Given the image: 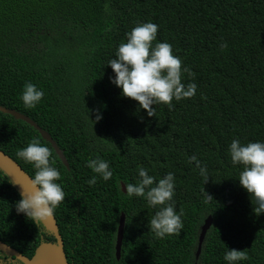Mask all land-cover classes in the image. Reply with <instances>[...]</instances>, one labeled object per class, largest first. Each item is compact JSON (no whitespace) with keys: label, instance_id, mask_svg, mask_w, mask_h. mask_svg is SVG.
<instances>
[{"label":"trees","instance_id":"trees-1","mask_svg":"<svg viewBox=\"0 0 264 264\" xmlns=\"http://www.w3.org/2000/svg\"><path fill=\"white\" fill-rule=\"evenodd\" d=\"M149 21L188 67L182 83L197 85L191 99L153 105L152 117L121 96L107 65L125 33ZM29 82L43 97L25 109L20 94ZM0 106L34 120L68 160L69 168L37 129L0 111V150L31 177L17 151L34 137L51 151L65 194L54 216L69 264H226L228 247L247 253L239 264H264V214L252 211L238 181L242 165L233 166L228 153L233 138L264 142V0H0ZM192 155L206 167V182ZM96 156L113 174L89 185L96 174L85 162ZM139 167L157 180L174 174L179 235L156 238L147 226L156 209L123 192ZM9 182L0 170V240L24 254L34 239L56 242L16 212L20 195Z\"/></svg>","mask_w":264,"mask_h":264},{"label":"clouds","instance_id":"clouds-1","mask_svg":"<svg viewBox=\"0 0 264 264\" xmlns=\"http://www.w3.org/2000/svg\"><path fill=\"white\" fill-rule=\"evenodd\" d=\"M157 31L158 25L150 21L137 24L125 33V41L117 46L115 58L107 62L114 73L110 82L120 88L121 96L138 102V107L145 110L148 117L155 114L153 105L171 107L173 100L179 102L194 97L197 88L195 83H182V74L189 72V69L187 66L181 67L182 61L172 53L169 43L157 40ZM220 47L223 49L226 44L222 43ZM42 97V90L34 84H24L20 99L25 109L36 107ZM100 119L102 116L97 114L95 120ZM228 153L233 166L242 165L238 181L249 194L254 205L252 211L257 216L264 214V142L250 141L244 144L238 138H233ZM16 155L32 166L34 175L30 181L32 191H20L15 209L37 226L51 218L58 205L65 200L62 187L57 183L60 172L50 162V149L39 138H32ZM189 161L195 162L206 182L209 177L206 167L201 165L196 155H192ZM85 163L96 174L88 180L89 185L95 184L98 177L106 182L113 174L108 161L99 156ZM138 177L135 183L123 184V192L129 198H143L149 207L156 209L147 222L148 229L158 239L179 235L183 227V211H176L173 200L174 174L168 172L157 180L148 174V169L139 167ZM247 259L246 252L235 248L228 247L223 255L226 264H239Z\"/></svg>","mask_w":264,"mask_h":264},{"label":"water","instance_id":"water-1","mask_svg":"<svg viewBox=\"0 0 264 264\" xmlns=\"http://www.w3.org/2000/svg\"><path fill=\"white\" fill-rule=\"evenodd\" d=\"M0 111L6 114L12 115L17 120L25 121L26 123L33 126L35 129L39 131L42 138L49 143H51L52 147L54 148L56 154L62 161V163L69 168L68 160L66 159L65 155L63 154L62 150L59 148L57 143L53 140L51 135L43 130L34 120L30 117L14 110L8 109L6 107L0 106ZM0 170L8 177L10 182L16 184L13 187L17 190L18 193L22 190L25 193H29L32 191L31 188V176L16 162L12 157L7 155L5 152L0 150ZM122 189L124 191V187L122 184ZM213 223V218L209 215L206 219L204 224L201 227V232L199 235V243H198V250H197V258L200 255L201 247L203 241L205 239L207 231L210 229ZM45 230L51 233L55 239V243H43L41 244L33 257L28 258L18 252L16 249L11 247L10 245L6 244L5 242L0 240V250L4 253L11 255L21 261L23 264H68L67 256L64 250V241L62 235L59 231V227L56 221V218L53 216L44 222L41 223ZM124 226H125V215L122 213L119 227H118V234H117V242H116V257L119 260L121 257V247H122V240L124 234Z\"/></svg>","mask_w":264,"mask_h":264},{"label":"flooded vegetation","instance_id":"flooded-vegetation-1","mask_svg":"<svg viewBox=\"0 0 264 264\" xmlns=\"http://www.w3.org/2000/svg\"><path fill=\"white\" fill-rule=\"evenodd\" d=\"M36 239L32 240V242L34 243L35 246H32L30 248V250L27 253L30 254H24L23 252L17 250L18 252H20L22 255L31 258L35 255L37 248L43 244V243H49V241L47 240H41L40 243L38 242V244L36 245ZM52 243V242H51ZM55 243V242H54ZM12 247V246H11ZM15 249V248H14ZM0 264H23L21 261H19L18 259H16L15 257L8 255L6 253H4L3 251L0 250ZM69 264V262H68Z\"/></svg>","mask_w":264,"mask_h":264}]
</instances>
